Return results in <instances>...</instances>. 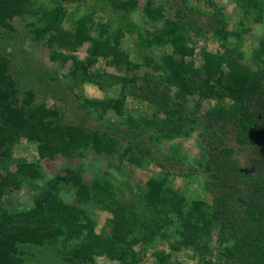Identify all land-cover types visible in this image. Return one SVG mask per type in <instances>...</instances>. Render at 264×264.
<instances>
[{
	"label": "trees",
	"instance_id": "1",
	"mask_svg": "<svg viewBox=\"0 0 264 264\" xmlns=\"http://www.w3.org/2000/svg\"><path fill=\"white\" fill-rule=\"evenodd\" d=\"M86 1L0 0V36L3 33L5 39L0 45V264H54L61 253L65 264H97L96 257L111 264H142L149 250L153 264H187L170 261L172 252L186 248H191L196 264H264V171L257 165H264V40L248 64L242 62L235 45L250 29L247 16L255 23L264 22V0H235L246 18L233 29L228 28L229 19L217 0H146L142 8L143 19L149 22L146 26L133 20L137 0H90L85 5ZM169 1L176 4L170 18L165 16ZM201 15L207 20L202 25L197 23ZM14 18L31 19L25 23L29 34L36 44L45 41L52 61H70L68 74L75 86L119 85L116 95L104 99L75 96L86 115L95 112L98 119L108 112L124 116V91L133 87L152 111L138 121L125 116L128 128L142 127L145 133L154 129L158 133L149 134L150 138L168 139L188 135L193 128H187V123L197 121L187 115L196 112L200 101L217 99L198 123L203 128L229 125L238 146L259 155L251 163L258 171L238 173L230 158L235 152L217 141V159L203 168L209 173L204 191L211 200L189 198L162 174L144 180L130 199L96 174L85 182L80 167L67 165L63 175L46 178L41 165L57 157L73 159L87 150L114 156L121 151L117 140L106 132L62 122L59 108L37 102L31 88L19 96L15 76L22 74L15 66H28L29 54L22 42L11 43ZM205 36L223 52L202 49L195 65L194 39ZM124 42L131 44L130 51ZM84 44L88 45L86 56L79 58L74 52ZM155 49H162L160 56L153 55ZM99 59L120 74L90 70ZM27 143L36 147L30 160L20 156L21 151L29 153ZM133 150L144 153L128 143L120 158L129 152L128 163L139 166L140 157ZM240 177H245L249 190L245 201L226 190ZM24 186L33 192L31 206L20 211L4 209L3 198ZM62 186L72 194L69 201L59 196ZM87 205L105 218L92 216ZM216 223L219 247L212 260L208 244ZM162 242L170 252L155 248ZM44 249L54 258L45 260ZM32 250L42 259L34 263Z\"/></svg>",
	"mask_w": 264,
	"mask_h": 264
},
{
	"label": "rangeland",
	"instance_id": "2",
	"mask_svg": "<svg viewBox=\"0 0 264 264\" xmlns=\"http://www.w3.org/2000/svg\"><path fill=\"white\" fill-rule=\"evenodd\" d=\"M42 3H46L45 0H41ZM146 0H137L136 9L133 11V20L135 23H139L142 26H146L149 22H145L142 15V8L145 5ZM219 5H222V13L229 19V29H233L237 26L238 21L242 20L245 23L246 15L241 9L238 8L237 2L235 0H217ZM261 2L263 0H260ZM90 0L86 1L85 5H90ZM67 7V4H66ZM176 4L174 1H169V6L166 17H172L175 13ZM195 16V15H194ZM190 17L193 16L190 14ZM250 20V29L243 33V41L241 43H235L239 52L242 53V62L252 63L253 53L255 49L259 46V42L264 40V22L255 23L253 22V17L247 16ZM197 23L202 25L207 20L203 15L199 16ZM30 18L19 20L14 18L13 34L11 38V43L16 44L22 42L23 49L29 54V60L27 59L26 64L28 66H15V68L22 74L16 77L19 87V96L23 94V91L31 88L36 94V101L44 103L46 107L56 106L62 113V122L80 124L88 129H95L99 132H106L113 138L117 140L116 148H120L119 152L123 150V147L131 143L138 149L143 150V154L140 155L138 151L133 150L135 155H138L141 160V165L133 166L128 163L127 158L129 152L124 153L122 158H120V153L114 156L95 154L92 150H87L83 153L81 157H76L73 159H62L57 157L56 160L49 163L44 162L41 166L44 169L45 177H50L52 175H63L64 167L71 166L72 168H81L83 171V177L85 182H89L93 175L96 177L100 176L103 179L111 181L116 188L120 189L124 195L125 199L133 198L137 195V188L143 186V181L149 177H155L162 174L167 178L170 185L173 188L180 189V191L186 194L189 198H202L206 196L208 200H211L210 193L206 194L204 191V185L207 183L209 178V173L205 172L203 168L205 166H210L217 159L216 155L219 150V144L217 141L221 142L222 148H230L233 153L230 158L235 161L236 169L241 175L256 173L259 169L258 166L254 167L251 165L253 161L260 158L259 155H254L251 151L240 148L234 139L233 134L230 131V126L221 127L219 124L211 126L208 128H203V123L199 124L204 110L210 105L215 106L217 104V99H207L200 101L199 107L196 108L194 114H188L187 116L191 120L197 121V123L192 124L187 123L188 126L193 129L188 133V135L180 134L172 138H161L160 136L149 137V134L158 133L154 129H147L145 133L142 127L136 129H129L126 122H124L125 116L132 120L138 121V118L143 115H150L152 109L146 101H142L140 96H136L137 92L135 88L128 87L125 89L126 99L124 105V116L117 117L112 113H106L101 119H98L95 112H91L86 115L83 110L78 107L79 100L75 96L81 94V96L87 99H104L110 96L116 95L119 91V85L106 84L102 89L98 88L92 83H83L80 86H75L73 79L69 76L68 72L70 70V61L66 63H61L60 61H52L50 59V50L47 47L45 41L36 44L33 42L28 28L25 23L30 22ZM147 24V25H148ZM3 33L0 38V45L5 42L3 39ZM4 40V41H3ZM193 40V39H192ZM195 43V57L193 58L194 64L198 65L200 62V50L205 49L210 52L220 51L223 52L221 46L205 36L202 39H194ZM193 44V43H192ZM240 45V46H239ZM87 44L79 47L74 54L78 55L79 58H84L86 56ZM123 47L130 51L131 44L124 42ZM230 48V46H226ZM162 49H155L153 55L160 56ZM163 52H169L165 50ZM16 60L13 61V64ZM105 65L102 59L90 68V70H105V72L120 74V71H116ZM255 66V65H254ZM20 69V70H19ZM99 71V72H100ZM137 86V85H136ZM226 101V100H225ZM194 103V101H193ZM191 105L192 102L189 101ZM264 118V117H261ZM201 125V127H200ZM186 128V126H185ZM204 129V133L201 134ZM219 139V140H217ZM29 153L26 151H21L20 156L26 159H31L30 153H35V145L33 143H27ZM15 154V153H14ZM19 156V155H18ZM17 158V154L14 155ZM201 163V166L198 163ZM260 162V161H259ZM261 165V170L264 171V165ZM14 170V167L11 166ZM107 172L109 175H104ZM245 177H240L235 181V184L228 185L226 190L233 194H236L243 201L247 199L249 190H247V185L244 183ZM59 196L69 201L72 198V194L67 187H61L59 190ZM33 192L22 187L20 190L13 191L11 194L6 195L3 198V208L13 211H20L26 209L32 204ZM86 209L92 216H97L99 219H104L105 217L100 215L98 209L93 205H87ZM99 224V222H98ZM218 228L219 225L216 223L211 232L212 238L210 237V242L208 245L212 249V260L215 258L216 250L219 247L218 244ZM165 232H168L167 230ZM176 238V236H175ZM225 245V244H223ZM230 245V243H226ZM164 250L168 252L167 243H157L155 248ZM61 250L62 247H59ZM34 252V250H32ZM170 252V251H169ZM35 253V252H34ZM42 257L48 260L50 257L46 254V250H42ZM36 255L32 257L33 262L41 260L42 257L35 253ZM191 248L181 249L177 252H172L170 256V261L175 262V259L186 262L187 264H196L197 260L192 259ZM63 253L59 254V261L55 260L54 264H65L60 260ZM52 257L51 259H53ZM56 259V258H55ZM153 255L151 250L146 252L142 264H153ZM95 261L97 264H111L107 259L103 257H96ZM29 264V263H28Z\"/></svg>",
	"mask_w": 264,
	"mask_h": 264
}]
</instances>
